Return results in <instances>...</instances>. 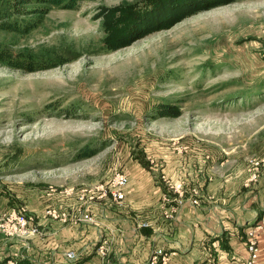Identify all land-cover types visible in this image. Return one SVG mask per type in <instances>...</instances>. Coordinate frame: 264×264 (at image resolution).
I'll return each mask as SVG.
<instances>
[{"label":"rangeland","instance_id":"374dc122","mask_svg":"<svg viewBox=\"0 0 264 264\" xmlns=\"http://www.w3.org/2000/svg\"><path fill=\"white\" fill-rule=\"evenodd\" d=\"M143 1L54 8L28 35L0 23V52L38 65L0 64V218L19 207L30 214L56 206L45 202L49 193L107 184L115 171L146 188L167 174L172 184L184 182L187 197L211 181L207 170L215 183H258L264 0L199 13L108 52L101 8ZM166 106L179 115L164 114Z\"/></svg>","mask_w":264,"mask_h":264},{"label":"crops","instance_id":"0c3cea01","mask_svg":"<svg viewBox=\"0 0 264 264\" xmlns=\"http://www.w3.org/2000/svg\"><path fill=\"white\" fill-rule=\"evenodd\" d=\"M207 172L211 181L204 183L203 191L194 188L183 199L169 188L167 174L161 173L146 188L129 173L122 206L105 201L87 206L96 217L93 223L64 226L45 216L50 205L30 208L42 234L11 238L0 233V264L10 260L16 264H68L70 251L78 254L76 264H150L158 249L168 254V264H247V234L264 220V173L252 186H229L215 183L210 170ZM172 175L181 178L178 171ZM195 176L204 182L203 174L200 177L196 172ZM48 195L45 202L63 209L80 204L79 192ZM257 240L260 255L256 264H264V229L257 233ZM103 241L108 247L105 260L97 253Z\"/></svg>","mask_w":264,"mask_h":264},{"label":"trees","instance_id":"16d2710c","mask_svg":"<svg viewBox=\"0 0 264 264\" xmlns=\"http://www.w3.org/2000/svg\"><path fill=\"white\" fill-rule=\"evenodd\" d=\"M239 0H145L141 3L120 4L101 8L105 33L103 47L115 52L131 46L135 41L154 32L169 30L184 19L202 12L224 7ZM82 0H0L2 29L28 35L38 29L45 16L54 8L77 10ZM31 59L14 60L7 52H0V64L13 69L36 68ZM164 114L179 115L178 108L166 106Z\"/></svg>","mask_w":264,"mask_h":264},{"label":"built area","instance_id":"2783aa9c","mask_svg":"<svg viewBox=\"0 0 264 264\" xmlns=\"http://www.w3.org/2000/svg\"><path fill=\"white\" fill-rule=\"evenodd\" d=\"M264 163V160H263ZM260 164L257 163L256 167ZM257 177V173L253 176ZM130 185L129 177L126 173L121 171H115L107 182V184H99L92 188H84L79 192L80 204L72 210L63 209L58 206H50L45 210V216L61 225H73L79 222L93 223L96 221L95 215L87 208L89 204L94 202H108L122 206L126 201V189ZM168 186L179 198L185 197V184L180 182L178 184H172L168 182ZM196 193L197 191H193ZM73 193V192H67ZM50 194V193H49ZM51 195V194H50ZM192 203L198 204L195 198H192ZM147 227V224L143 225ZM264 229V220L254 225L248 232L247 250L249 253V259L247 264H256L259 255L260 248L257 240V233ZM0 233L11 238H29L32 236H38L42 234L40 227L35 224V218L29 214L27 208L14 209L13 211L4 214L0 218ZM97 253L102 259L108 258L107 242L103 241L97 248ZM68 264H76L79 257L75 251H70L66 254ZM169 256L164 250L158 249L152 256L150 264H168ZM5 264H16L14 261H7ZM110 264V263H109Z\"/></svg>","mask_w":264,"mask_h":264}]
</instances>
